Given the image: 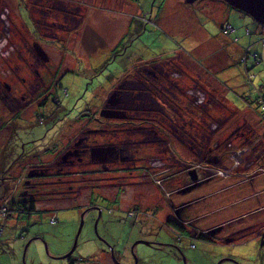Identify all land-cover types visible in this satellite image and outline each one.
Masks as SVG:
<instances>
[{
  "label": "rangeland",
  "instance_id": "374dc122",
  "mask_svg": "<svg viewBox=\"0 0 264 264\" xmlns=\"http://www.w3.org/2000/svg\"><path fill=\"white\" fill-rule=\"evenodd\" d=\"M27 1L0 0V38L12 34L7 19L4 22L1 17L13 8L21 13L31 33L37 34ZM59 1H52V4H65L71 8L76 4L81 5L79 13L84 22L78 26L79 32L68 39L66 37L70 34L62 29H55L59 35H63L60 39L39 38L49 51L51 64L54 65L52 73L56 68L58 75L60 70L65 73L61 79L55 75L59 81L57 87L52 88L48 107L30 117L20 131L18 142L41 138L27 143L28 153L33 151L32 146L36 143L48 144L45 135L49 131L50 135L55 129L53 133L60 139L65 136V130L68 132L67 127L74 126L75 122L76 126L80 125L79 119L91 118V122H95L92 116L111 90L115 78L124 75L129 67V73L141 71L147 66L149 71L156 70L163 74L160 64L165 65L175 74L174 78L180 80L177 89L183 95L186 96V89L190 88L187 95L189 102L187 99L185 104L189 103L196 110L193 119L187 120V128L182 126L181 118L171 111L168 112L172 113L173 118L160 117L164 124L160 128L162 140L159 137L155 141L154 138L158 136L148 132L144 138L145 145L141 148V160L137 162L149 172L131 177L140 182H135L119 194L116 186L103 188L99 184V191L108 193L111 198L115 196L113 200L94 194L87 201L89 186H83L76 192L78 194L58 197L48 196L49 192L42 190V194L33 198L38 208L33 216L23 210L18 218L17 211L21 210L17 209L21 206H15L7 217L0 216V264H71L68 257L62 256L72 249L77 234V246L71 255L75 264H136L137 260L138 264H264V127L247 109L262 110L256 102L254 85L257 86L260 81L263 82L259 84H264V64L248 70L249 74L255 75L252 83L242 69L245 62L241 61V52L244 55L248 46H254L253 42L261 40L256 31L252 34L253 38H249L247 29H264V25L225 0H166L163 9L160 7L164 0ZM145 13H151L150 22L145 21ZM227 24L233 26L235 31L227 34L224 31ZM223 43L228 48L227 57L219 60V66H213L210 52ZM253 46L250 47V54L255 52L264 59V48L261 45ZM215 54H220V58L223 56L217 50ZM60 61H63L61 69L58 68ZM152 61L161 63L150 65ZM224 77L228 78V82ZM246 97L251 104L248 106L252 107H245ZM179 103L183 105L181 100ZM179 106L169 105L167 108ZM203 110H206L205 113ZM162 115L165 113L162 112ZM183 120L186 121V118ZM177 123L181 125L175 129L172 124ZM168 140L174 153L180 151L181 160L172 171L170 165H175L174 161L167 160L161 168L155 159L158 154L167 155L161 149ZM11 142L14 144L15 139H11ZM188 142L190 145H187ZM209 143L212 148L218 144V149L211 152L217 160L211 159L210 164H205L201 160V153L207 151ZM154 145L159 146L156 147L157 151L152 149ZM191 146L193 150H190ZM44 152L43 156L48 157L52 149ZM214 153L223 155V158ZM127 154L124 153V156ZM35 160L37 157L34 155L19 159V155L7 151L0 157V178L4 177L10 182L14 173H20L21 162ZM199 163L212 168L211 174L207 172L210 177L215 172L219 176L207 181L200 191L196 188L194 193L189 194V200L202 196H194L197 190L206 197L190 206L195 214L194 221L203 228L210 222L208 219L220 218L226 221L229 229L218 237L211 234V242L191 234L194 227L190 225L182 229L169 222L176 215L172 204L179 201L182 204L186 198L155 183L177 170L181 172L193 167L190 170L199 171ZM91 167L97 169L93 165ZM229 169L231 175L222 171ZM238 173L243 175L238 176ZM254 176L263 193L258 198L263 202L250 206L258 196L246 187ZM118 178L121 182L122 178ZM179 178V174H176L174 184ZM250 184L252 189L255 184L252 181ZM231 191H237L240 201L219 206L220 212H215L216 209L210 204L219 196L227 197V192ZM240 206H246L244 211L235 213ZM229 216L238 219L230 221ZM226 236L235 238L226 242Z\"/></svg>",
  "mask_w": 264,
  "mask_h": 264
},
{
  "label": "flooded vegetation",
  "instance_id": "af4514ba",
  "mask_svg": "<svg viewBox=\"0 0 264 264\" xmlns=\"http://www.w3.org/2000/svg\"><path fill=\"white\" fill-rule=\"evenodd\" d=\"M39 1L42 3H37L34 0L27 1V8L37 34L31 33L18 9L13 8V12L10 11L1 17V21L5 22L7 19L8 28L12 34L0 38V154H2L0 157H3L9 150L16 156L19 155V159L23 156L34 155L37 157L35 161L21 162L19 165L20 173H14L10 182L6 181L4 177L0 178V216L4 217H7L10 210L14 209L15 206H21V209H17L21 210L17 211L19 218L25 210L24 206L29 207L31 203L36 205L33 198L35 195L42 194V190L49 192L48 196L58 197L69 193L78 194L76 192L80 191L83 186H89L87 201H90L94 194H100L109 200H113L115 196L111 198L108 193L104 194L99 191V184L103 188L116 186L119 194L121 190L125 191L135 182H140V180H132L131 177L142 172H149L137 162L141 160L140 152L142 146L145 145L144 138L148 132L158 136L154 138L155 141L159 137V139L162 138L160 128L164 124L160 117L173 118L171 114L174 113L181 118L182 126L187 128V120L193 119L194 110H196L191 108L189 103L185 104L187 99L189 102L190 92L188 90L190 88L186 89L188 95L186 98L176 89L177 85L180 86V80L175 79V74L170 72L165 65L160 64L163 74H160L159 71L156 72V70L149 71L150 68L147 66L142 70L140 69L141 71L129 73L127 70L124 75L115 78V82L118 81V83L112 84L113 86L103 98L100 108L92 116L93 119L95 118V122H91V118L79 119V126H76L75 122L74 126L67 127L68 132L64 131L65 136L62 138L65 140L63 141H61L62 138H56L53 133L55 129L50 135L49 131L45 135L49 147H47L48 144L36 143L32 146L33 151L28 153L27 143L39 141L41 138H33L34 141L31 142H18L20 131L24 129V125L30 117L48 107L53 92L52 88L57 87L59 79L65 73L64 70H60L58 75L57 68L52 73V66L54 65L51 64L49 51L44 44L40 43L39 40L41 39L39 38L42 40L60 39L63 35H59L58 30L55 29H62L70 34L66 37L68 39L73 33L79 32L78 26L84 22L79 13L82 8L81 5L76 4L71 8L65 4L61 6L52 4V1L58 2L59 0ZM44 33L53 34L45 35ZM47 36L50 37L47 38ZM11 41L12 44H10ZM62 66L63 61H60L58 68L61 69ZM55 75L59 79L56 80ZM63 89L66 93L68 92L66 88ZM179 100L183 103V105L179 103L182 105L181 107L178 105ZM169 105L180 108H167ZM153 108L158 109L153 110ZM205 111L203 110V113ZM162 112L165 115H162ZM184 118L186 121L183 120ZM181 123L172 125L177 129ZM7 134H9L8 137ZM11 139H15L14 144ZM187 145H190V142ZM154 147L152 148L154 151H157L156 147L159 148L158 145H154ZM46 149H52V153L48 157L43 156ZM99 149L106 151L100 152ZM217 149L218 144L214 148L210 146V143L207 144V151L201 153V160L205 164H210L211 159H215L211 152ZM161 150L165 151L164 153L167 155L162 153L157 155L155 159L160 164L158 167L162 168L167 160H171L175 163V165H170L172 171L181 160L180 151L174 153L169 140L166 145H162ZM190 150H193V146L190 147ZM124 153L128 154L124 156ZM214 155L223 158V155L218 153H214ZM211 164L214 165L215 163ZM92 165L97 169L92 168ZM74 168L79 170H74ZM192 168L183 169L181 172L177 170L167 178L155 182L171 193L175 192L177 195L180 193L186 198L182 204L180 201L172 204V209L176 214L174 215L175 222H181L186 229L188 225L193 227L194 219H196L190 206L195 201L205 199L203 194L197 193L198 190L194 196H202L189 200V194L194 193L196 188H199L200 191V187L207 181L218 176L215 172L210 177L212 168L204 164L199 166V171L190 170ZM207 172L210 174L207 175ZM176 174H179L181 180L180 178L177 179L174 184ZM118 177L122 178L121 182ZM114 179L119 182L113 183ZM48 196L42 195V197ZM92 208L90 207V209ZM37 210L38 208L34 207V213ZM25 211L29 215L30 211ZM29 216H33V212ZM52 220L55 221L56 219L52 218ZM170 220L174 221L172 218ZM227 227L225 224L213 236L218 237L225 230H229ZM204 231L211 236L206 228ZM229 237H224V240L228 241ZM69 260L71 261V256Z\"/></svg>",
  "mask_w": 264,
  "mask_h": 264
},
{
  "label": "crops",
  "instance_id": "0c3cea01",
  "mask_svg": "<svg viewBox=\"0 0 264 264\" xmlns=\"http://www.w3.org/2000/svg\"><path fill=\"white\" fill-rule=\"evenodd\" d=\"M160 17V15H158V18ZM250 36H249V38H253V36H252V34H254L253 32H258V34H259V36H260V38H262L263 36H264V34L263 35H261L262 33H264V29L263 28H261V27H254V28H251L250 27ZM234 31H235V29H234ZM253 43H255L254 44V46H253V44L252 45H250V46H253V47H255L256 45L258 46V45H261L263 48H264V46L262 45V43H260V41L259 42H257V41H255V42H253ZM244 49V48H243ZM218 51V52H222V54H223V56H222V58H220V54H215L214 55V52L215 51ZM226 50L228 51V48L226 47V44L225 43H223V44H218V46L215 48V50L213 51V52H210V54L212 55L211 56V64L213 65V66H219L221 63L219 62V60H223V58H225V57H227V52H226ZM258 52V51H257ZM259 53V52H258ZM260 54V53H259ZM243 56V51L241 52V57ZM262 56V55H261ZM252 61H250L249 60V62H248V66H249V69L250 68H253V67H256V68H259L261 65H263L264 64V59H262L261 57H259L258 58V60H253V59H251ZM225 65H226V62H225ZM129 66H130V64H129ZM224 67L225 66H223V69H224ZM130 69V67L129 68H127V70H129ZM243 69V71H244V68H242ZM228 78H225L224 77V80H227ZM218 80L221 82V79H219L218 78ZM226 82H228V80L226 81ZM244 101H245V103H246V105H245V107H252V106H248V105H251L250 104V100L246 97V98H244ZM247 109H249L251 112H253L255 115H253L255 118H257L259 121H260V123L262 124V126L264 127V119H263V112L260 110V108H259V111L256 109L255 111H253V110H251V108H247ZM250 113V112H249ZM251 114V113H250ZM237 166V165H236ZM256 167H258V165L256 166ZM261 167V166H260ZM257 172V171H256ZM259 174V173H258ZM257 174V175H258ZM241 175H243V173H238V176H241ZM260 175H261V172H260ZM216 177H218V176H216ZM254 182V187L251 189L250 188V186H251V184H250V182ZM250 182H249V186H246L247 187V189L251 192V191H253L254 193H256V196H257V202H255L256 200H254L253 201V203L251 202V204H250V206H256V204H258V203H262L263 201L262 200H260L258 197L260 196V195H262L263 193H261L260 192V188H259V186H258V181L256 180V176H254L251 180H250ZM241 187H242V185H241ZM244 187V186H243ZM245 189V188H244ZM224 192V191H223ZM229 195L227 196V197H222V196H219V198H218V200H216V201H214V202H212L210 205L211 206H214L213 207V209H216V211L215 212H217V213H219L220 212V208H217V207H219V206H222V207H225V205H230V203L232 202V201H235V202H238V201H240V200H238L239 198H240V195H238V193H237V191L236 192H234V191H231L230 193L229 192H227ZM226 193V194H227ZM202 194V193H201ZM204 196H205V194H204ZM206 198V197H205ZM184 199V198H183ZM233 199V200H232ZM219 201V204H216L217 202ZM228 202V203H227ZM259 206V205H258ZM241 208H239L238 209V211H236L235 213H238V214H241V212H243L244 211V208L246 207V206H240ZM246 212V211H245ZM233 218H235V217H230L229 216V220L230 221H234V220H237L238 218H235V219H233ZM208 221H210L209 223H206V226L205 227H203V228H201V229H209V228H213L214 226H217V225H219V224H224L225 225V220H223L222 221V219L220 220V218H210V220L208 219ZM170 223H172V222H170ZM175 222L173 221V225H175L174 224ZM197 223H198V221H197ZM176 225H178V224H176ZM175 225V226H176ZM179 226V225H178ZM198 226V225H197ZM191 229H192V227H191ZM190 229V230H191ZM192 231H194V229H192ZM191 231V234H196L195 232H192ZM229 241H226V242H231V240L230 239H228Z\"/></svg>",
  "mask_w": 264,
  "mask_h": 264
},
{
  "label": "water",
  "instance_id": "95a60500",
  "mask_svg": "<svg viewBox=\"0 0 264 264\" xmlns=\"http://www.w3.org/2000/svg\"><path fill=\"white\" fill-rule=\"evenodd\" d=\"M235 8L249 14L252 16L257 22L264 24V0H225ZM100 152L106 151L105 149H99ZM83 222L81 223L82 228ZM224 225H219L213 228H210L208 231L209 234H214L215 232L219 231ZM81 228L79 230H81ZM79 233V231H78ZM78 237V234H77ZM75 240V243L72 247V249L64 256L62 257H70L77 246V238ZM229 241V240H228ZM138 263V260L136 261V264Z\"/></svg>",
  "mask_w": 264,
  "mask_h": 264
},
{
  "label": "trees",
  "instance_id": "16d2710c",
  "mask_svg": "<svg viewBox=\"0 0 264 264\" xmlns=\"http://www.w3.org/2000/svg\"><path fill=\"white\" fill-rule=\"evenodd\" d=\"M164 2H166V0H164L163 1V3H162V6L160 7V9H163V4H164ZM159 9V10H160ZM147 14V15H146ZM150 15V16H149ZM159 15V14H158ZM149 16V18H147ZM145 21L146 22H150L151 21V13L149 14V13H145ZM254 57H250V59H253ZM159 63H161L160 61H152V62H150L149 64L150 65H153V64H159ZM170 64H172V63H170ZM149 65V66H150ZM246 66V65H245ZM244 68V67H243ZM244 72H246V77H247V79L249 80V81H251L252 83H253V79H254V77H255V75H252V74H249L248 73V71H246V68H244ZM254 76V77H253ZM260 82H263V81H260ZM259 82V83H260ZM258 83V85L256 86V85H254V91L256 92V94H257V97H256V102L259 104V106L262 108V112H263V119H264V84H259ZM177 87H178V85H177ZM174 88H176V87H174ZM177 89V88H176ZM191 107V106H190ZM192 108V107H191ZM34 207H35V205L34 204H30V206L29 207H27V206H24V208H25V210H27V211H30V213L29 214H31V212H33L34 213V211H33V209H34ZM169 222H172L173 223V221L172 220H170L169 219ZM176 223V222H175ZM174 223V224H175ZM176 224H178L179 225V228H181L182 227V229L185 227V225H183V224H181L180 222L179 223H176ZM175 224V225H176ZM194 232L196 233V235L197 236H199L200 238H203V239H205L206 241H213V238L211 237V236H209L208 234H206L205 233V231L203 230V229H200L197 225H195L194 224ZM234 238H235V236H230L229 237V239L232 241V240H234ZM262 244L264 245V233H263V236H262ZM70 263L71 264H75V262L74 261H70Z\"/></svg>",
  "mask_w": 264,
  "mask_h": 264
},
{
  "label": "clouds",
  "instance_id": "9594fccd",
  "mask_svg": "<svg viewBox=\"0 0 264 264\" xmlns=\"http://www.w3.org/2000/svg\"><path fill=\"white\" fill-rule=\"evenodd\" d=\"M231 26L230 24H227L226 26H225V29H226V27L227 26ZM264 25V24H263ZM232 28H233V30L232 31H229L228 33L225 31V29H224V31L227 33V34H229V33H231V32H233L234 31V27L233 26H231ZM246 34H250V29H247V33ZM260 42L262 43V45L264 46V37H262L261 38V40H260ZM250 47L251 46H248V49L247 50H245V52H244V55H243V57L244 56H247V60H246V62L244 63V65H246L245 66V68H246V71H248L249 70V66H248V62H249V59H250V57L252 56V57H254L253 58V60H258V58H259V56L257 55V53H252V54H250ZM255 55V56H254ZM243 57H241L242 59H241V61H243ZM235 155H236V153H235ZM223 172H227V173H229L230 172V169L227 171V170H222ZM216 174H217V172H216ZM230 174V173H229ZM218 175V174H217ZM231 175V174H230ZM219 176V175H218ZM177 223V222H176ZM179 223V222H178ZM181 223V222H180ZM182 224V223H181ZM195 225H196V222L194 223ZM222 225V224H221ZM224 225V224H223ZM214 227H216V226H214ZM210 229V228H209ZM209 229H206V230H209ZM138 264V263H137Z\"/></svg>",
  "mask_w": 264,
  "mask_h": 264
},
{
  "label": "built area",
  "instance_id": "2783aa9c",
  "mask_svg": "<svg viewBox=\"0 0 264 264\" xmlns=\"http://www.w3.org/2000/svg\"><path fill=\"white\" fill-rule=\"evenodd\" d=\"M232 30H233V28H232L231 26H229V25H228V26L226 27V29H225V31H226L227 33H228L229 31H232ZM254 56H255V55H254ZM246 60H247V56H244V57H243V61L246 62ZM3 209L5 210V208H3Z\"/></svg>",
  "mask_w": 264,
  "mask_h": 264
}]
</instances>
